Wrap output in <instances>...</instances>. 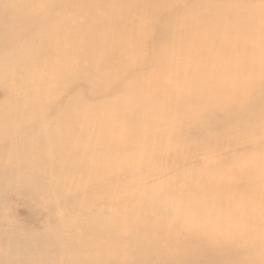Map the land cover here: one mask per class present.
Wrapping results in <instances>:
<instances>
[{
	"label": "bare ground",
	"instance_id": "obj_1",
	"mask_svg": "<svg viewBox=\"0 0 264 264\" xmlns=\"http://www.w3.org/2000/svg\"><path fill=\"white\" fill-rule=\"evenodd\" d=\"M47 1L46 6H43L45 0H0V96H5L8 101L3 104L5 107L0 108V119H7L6 123L0 122V146L9 160L15 154L20 158L23 157L17 165L18 168L33 167L31 163L34 162L37 163L34 166L46 163L44 161L55 163L59 160V156L56 154L62 155V161L59 163L63 162V164L54 165L52 168L60 169L66 166L67 172L54 175L48 173L51 175L47 178L49 179L48 183L35 182L37 185H32L36 186L41 194L45 193L43 195L50 194L54 198L62 197V199L65 198L72 202L75 200L76 208L79 204L80 209L87 208L86 206L90 202L94 203L95 200L85 199L86 192L83 193L85 196L81 195L82 198L78 193H70L71 191L65 193V189L63 187L61 189L59 185L60 182L52 181L53 178L62 180L61 177L70 175L72 180L74 179L72 173H87L92 180L99 179L97 181L94 179L99 185L115 190L114 193L110 190L112 194H107V200L108 204L114 207L113 213H110L111 217H117L118 221H115L116 219L111 222L104 220L101 221V224H97L98 226L93 223L97 228L95 232L100 235V239L94 237L96 240L93 237L84 238L82 236L85 234L79 236L74 232V236L76 235L77 238L69 239L63 235L64 238L60 239L62 242L54 244L52 247V243L48 239L53 237L46 238L42 242L43 245H40L43 247L42 250L33 247V255L37 254L39 258L43 257V259L45 256L48 257L46 264H264V243L249 242L247 239L230 240L225 236L213 239L214 235L242 236L243 233L249 234L247 232H250L252 234L254 231H260L264 229V218L259 216L253 218L252 216L253 219H247L248 228L244 232L231 233L217 232V228H205V221L194 224L193 218L185 217L183 213L170 217L167 211L174 210L165 201L166 195L160 191L157 193L159 189H157V184L153 183V181L159 182V179L135 181L133 177H123L121 173L123 178H117V172L125 170V165L131 163L125 165L119 162L104 164V155L101 151L104 147L116 144L114 141L103 140V135L99 134L104 128H108L106 121L113 125L115 120L123 118L129 121L126 124H132L146 120L149 118L150 112L157 114L155 118L170 112L174 113L173 116L182 117L181 121L174 123L170 130V133H174L178 137H186L191 133L197 134L200 131L199 127L201 129L239 127L241 131H246L245 126H239L237 120L241 119L247 122L246 127L249 128V122L253 123L251 119H254L256 113L264 117L263 110L257 112V107L264 105V98L258 101L254 98L240 97L246 87L245 80L247 79L255 78L249 91L254 89L255 81L263 85L262 91H264V75H261L263 71L257 72L254 68L255 66H257L256 68L260 67L258 65L261 63L258 62L263 61V58L251 57L244 60V54L247 52V45L243 43L244 35L231 34L232 31L228 29L231 25L264 21V13L260 9L257 12L243 9L236 13V6H246V9L252 5V2L247 0H136L134 4L130 3V0H120L126 8L122 11L113 5L107 6L100 0H93L87 2L89 6L100 4L105 14L116 16L111 20H91V29L83 36L81 35L77 41L58 46L54 39L67 36L70 30H78L79 26L75 25L77 27L70 30L57 29L59 24L67 23V21L59 12L50 10L55 9L54 0ZM218 1H223L225 6L217 15L214 13L212 4ZM57 4L68 6L65 3ZM261 8H264V4ZM70 11H73L74 19L78 16L93 19V13L81 15L82 11L73 9ZM94 17L98 19L97 14ZM183 18L188 19V23H185ZM28 20L33 23H27ZM251 25H248L247 28H251ZM96 29L107 31L106 36H91V32ZM157 35L169 37L167 40H157L146 46L147 42L149 43V40ZM213 36L222 37L215 50L188 44L194 42L195 39L210 40L213 39ZM228 36H232L233 41H229ZM23 40H38L42 43H38L37 47L32 44L27 49H21ZM167 44L177 47L182 45L185 48L178 51L174 47L168 48ZM79 45L81 48L77 51L75 47ZM73 48L75 51L72 50ZM34 51L38 53H34ZM230 55H237L240 58L238 66L241 71L228 72L226 74L228 78L219 80V85L214 88L211 81L217 70L213 64H210V61L214 56L227 60L230 59ZM10 59L14 60L10 62ZM73 59L77 61H72ZM81 59H87L88 66L81 64L79 62ZM111 59L117 60L119 63L146 59L154 62L155 66L139 65L136 69L137 72L128 69L115 72ZM195 59H200L202 62L189 63L190 60ZM19 61L24 63L18 66L16 63ZM42 66L48 68V71L41 73ZM7 68L16 71L8 73ZM246 73L252 74L244 75ZM161 75L169 83L165 84L159 81L150 85L159 88V92L162 94L159 98L161 105L145 108L143 101L135 102L129 99L130 95L138 97L142 94H144V99L151 98V88L145 92L127 90L134 91L138 85L144 84L148 77V81H152ZM192 76H196L197 80L204 79L207 84L200 85V87L192 89L193 91H189V87L183 90L185 85L194 86L193 82L195 81L189 79ZM232 76H236L233 87L228 83L229 77ZM128 79L132 84H125ZM171 79H174V82H171ZM74 80L77 81V84H73ZM121 80L124 81L121 82ZM91 81L93 86L87 84ZM12 88H16L15 92L20 91L24 98H18L14 94L15 92L8 91ZM166 88L173 90L168 93ZM121 92H123L122 95ZM30 97H35L36 101L31 103L33 99ZM93 98L99 101L94 104L88 100ZM221 100L227 103L225 107H213ZM155 103L158 104V101L155 100ZM193 103L206 104L207 112L213 113L214 110L216 116H206L199 111L186 108V106L191 107ZM118 104H122V106L106 117L92 114L111 106L117 107ZM165 105H174L175 108H164ZM70 106H76V112L71 111ZM88 106H92L93 112L86 111ZM189 116L196 121L190 123ZM38 119L40 121H36ZM82 119L84 120L82 125H75V122ZM169 119L167 118V120ZM50 123H55V125H50ZM258 131L257 133L264 139V129H258ZM142 136L144 133L137 135L121 133L117 139H138ZM118 147L120 148V146ZM150 148L152 149V147ZM158 150L164 152L162 148ZM109 151L111 149L105 153L110 154ZM33 154H36L34 161L26 159L33 157ZM70 157L74 158L71 165L67 162ZM92 159H94V164ZM0 166L9 167V164L0 163ZM106 170L117 175L114 178L107 175L108 178L110 177V181L107 183L99 182L103 181L102 177ZM243 171L244 169H241L236 176ZM252 172L256 176L261 173L257 169ZM152 176L154 175L151 174L149 178ZM177 178L182 179L181 176ZM204 179L207 186L209 184L213 186V182L219 183L217 179L213 181L212 176ZM196 180H200V178L198 177ZM62 182L64 181L62 180ZM253 182H255L253 177L250 179L237 177L234 186L237 187L238 193L246 197L253 189L251 185ZM164 184L165 182H163ZM80 185L85 189L91 184L80 181ZM93 185L95 186L94 183ZM135 185L139 186L140 191L131 188ZM83 188L82 190H84ZM118 188L122 189L118 191ZM223 190L228 192L227 187H223ZM54 192L59 197H55ZM254 192L262 194L264 185L263 187L258 186ZM151 194L154 196L157 194L156 199H153L155 203L153 206L151 205L146 210L135 206V200ZM147 197L149 199L151 196ZM98 200L93 205H99V209L104 212V209L107 208L102 205V201ZM78 201L80 203H77ZM262 204L260 202L251 211H246L247 216L252 215L254 213L252 211L260 208ZM123 205L127 208L122 209ZM167 208L170 209L167 210ZM74 211L76 212V210ZM244 213L245 211L242 214ZM83 214L79 215L84 216ZM89 215L92 218L96 217V214L92 216L91 210ZM87 216L84 218L90 217ZM121 217L123 219L128 217V220L121 222ZM185 218L189 221L185 222ZM139 223L142 225L144 223L145 226L140 230L136 229L138 231L132 230L134 225L137 226ZM51 224H53L52 221ZM222 225L227 226L228 229L233 227L230 222ZM88 231L85 230L87 233ZM105 232L108 234L112 232L115 235H105L107 234ZM122 232L126 234L122 235ZM46 241L48 242L46 243ZM111 244L114 246L112 251L103 248L104 245L111 246ZM91 247L96 248L97 255L91 256L85 253ZM29 252L31 251L29 250ZM6 259L4 251H1L0 264L7 263Z\"/></svg>",
	"mask_w": 264,
	"mask_h": 264
},
{
	"label": "rangeland",
	"instance_id": "obj_2",
	"mask_svg": "<svg viewBox=\"0 0 264 264\" xmlns=\"http://www.w3.org/2000/svg\"><path fill=\"white\" fill-rule=\"evenodd\" d=\"M88 1H93V0H54L56 7L54 6L55 9H50V10L54 12H59L60 14H62L63 18L66 19L65 21H67V23H61V25L59 24L57 29L63 28L64 30L67 29L70 30L77 27L75 25L79 26L78 30H70V33H68L67 36H60V38L54 39V41H56V44L58 46L68 45L72 41H77L78 38L81 37V35L83 36L85 32L91 29L90 28L91 20L92 21H101L104 19L111 20L116 16V15L105 14L104 11L101 9L100 4H95V5L92 4L89 6V4L87 3ZM100 1L105 2L107 6L113 5L119 11L126 9L124 5L120 2V0H100ZM135 1L136 0H130V3L134 4ZM247 1H250V3L252 2V5H250V7L246 9H245L246 6L243 7L241 5H238L236 6L237 7L236 13L241 12L243 9L249 11H256V12L259 11L260 9V11L264 13V8L263 9L261 8V6L264 4V0H247ZM256 2H258L259 4ZM47 3L48 1L45 0L43 6H46ZM57 3H61V4L65 3L68 6L58 5ZM212 5H213V9L215 10L214 13L217 14L218 12L222 11L221 9L224 8L225 3L223 1L220 2L218 1L217 3H214ZM186 8H188V6H186ZM71 9L82 11L83 14L81 15H87V13H93L92 15L93 19H87L85 18V16H78L76 19H74V16H72L73 11H70ZM96 14L98 15V19L94 17V15ZM186 18H183V21L185 23H188V19L186 20ZM81 20H83V22H80ZM27 23H33V21L28 20ZM250 24H252L251 28H247V26ZM250 24L240 23L237 25H231L228 30L232 31L231 34L244 35L243 43L247 45L246 47L247 52L246 54H244L245 56L244 60H247L251 57L263 58V61L258 62L261 63V65H258L260 67L258 68H256L257 66L254 67L255 71L257 72L263 71L261 73V75L263 76L264 75V21L252 22ZM106 34L107 31L98 30V29L91 32V36L94 37H101V36L104 37L106 36ZM168 37L169 36L161 37V35H157L155 38L149 40V43L147 42L146 46L150 45L152 42H156L157 40L158 41L167 40ZM221 40L222 37L213 36V39L210 40L195 39L194 42H189L188 44L193 46L199 45L200 47H204L207 50H211L212 48L213 50H215L218 47L219 42H221ZM228 40L233 41L232 36H228ZM38 43H42V42L38 40L37 41L23 40L21 49H27L32 44H34V46L37 47ZM167 46L168 48L174 47L178 51L185 48L182 45H179L177 47L175 45L167 44ZM79 48H81L80 45L75 47L77 51L80 50ZM75 49L73 48L72 50L75 51ZM34 53H38V52L34 51ZM229 58L230 59L224 60L221 57L214 56L213 60L210 61V64H213V66H215L217 70V72L213 74V80L211 81L213 83L214 88H216L219 85V82L222 79L228 78L226 76L228 72L233 73V72L241 71L240 67L238 66L240 64L238 62L240 58L237 55L235 56L230 55ZM13 60L14 59H10L9 61L12 62ZM86 60L87 59L84 60L81 59L79 62H81V64L85 66H88V61L86 62ZM72 61H77V60L73 59ZM110 61H112L113 71L115 72L124 69H128L131 71L133 70L134 72H137L138 70L136 69L137 66L139 65L155 66L154 62H150V60H146V59H141V61L138 60L136 62L124 61L122 63H119L117 62V60L114 59H111ZM201 62L202 60L195 59V60H190L189 63L197 64ZM23 63H24L23 61H19L16 63V65L20 66ZM14 71L16 70L12 68H7L8 73H14ZM47 71L48 68H46L45 66L41 67V71H40L41 73L43 72L45 73ZM249 74L252 73H246L244 75H249ZM189 79L195 81L193 82L194 86L185 85L182 88L183 90L189 87L188 90L193 91L192 89L198 86L200 87V85L207 84L204 79L197 80L196 76H192ZM124 80H121V82H123ZM148 80L149 77L144 84L138 85L137 89H135L134 91H132L131 89L127 91L145 92L149 88H151L150 89L152 90L150 92L152 95L151 98L144 99L143 98L144 94H142L138 97L137 95H130L129 99L135 102L139 100L143 101L145 108H151L156 105H161L159 98L160 95L162 94L159 92L160 91L159 88L157 86L154 87L150 85L158 83L159 81H162L165 84L169 82L164 80L162 75L152 81H148ZM171 80H172L171 82H174V79ZM235 80H236V76L229 77L228 83L233 87V83H234L233 81ZM254 80L255 78L251 80L249 79L245 80L246 87L243 90L242 94H240V97L254 98L258 101H261L264 98V91H262L263 85L261 83L255 81L256 85L254 84L255 85L254 89L249 91L250 89L249 87ZM73 84H77V81L74 80ZM87 84L93 86L92 81L88 82ZM125 84L126 85L132 84L131 80L129 79L126 80ZM168 89L169 88H166V91L168 93H170L173 90V89L172 90H168ZM15 90L16 88L8 89V91H11L13 93L15 92ZM122 93L123 92H121V95ZM126 93L129 94L128 92ZM14 94L18 98H24V96L21 94L20 91L15 92ZM2 96H0V108L5 107L3 106V104L8 102L6 97L5 96L2 97ZM30 98L33 99L31 103L36 101L35 97H30ZM88 100L94 104L99 101L98 99L95 98ZM155 100L158 101V104L155 103ZM226 105L227 103L221 100L218 101L217 104L213 107L222 108L225 107ZM30 106H32V104H30ZM92 106L86 107V111L93 112ZM121 106L122 104H118L117 107L111 106L106 109H103L100 112L95 111L92 114H95L96 116L101 115L106 117V115L108 114H113L114 111L118 110ZM262 107H257V112H262V110L264 111V105ZM70 108L71 111L76 112L77 109L76 106H72V107L70 106ZM164 108H175V106L165 105ZM186 108H190L193 111H199L201 114L206 116H212V115L216 116L214 110L213 113L207 112V110L205 109L207 108L206 104L193 103L191 107L186 106ZM173 114L174 113L170 112L167 115H158V117L155 118L157 114L150 112L148 115L149 118L139 122L138 121L134 123L130 122L132 124H126V122L129 121L123 118H119L115 120L113 125L106 121L107 124L106 126H108V128H104L102 131H100L99 134L103 135L102 138L103 140L108 142L114 141V144L116 145L104 147V149L101 151V153H103L104 155V160H103L104 164H109V163L114 164L117 162L124 163V165L127 163H131V164L125 165V170H121L119 173L117 172L118 176H116L117 174L114 175L106 170L102 177L103 181H99V182L107 183L110 181V177L114 178V176H116L117 178L131 176L135 181H138L140 179L153 180L158 178L159 182L153 181V183L157 184L158 187L157 189H159L157 193L159 191L161 193H164V195H166L165 201L170 206H172L173 210L175 211V212L172 210L167 211V214L170 217L183 213L185 217L193 218L194 224L205 221V225H206L204 226L205 228L206 227H210L211 229L217 228V232L219 231L220 232L225 231L231 233H235L238 231L244 232L245 229L248 228V226L246 225L247 219L250 220L256 218L257 216L264 218V192L262 194L260 193L255 194L254 192L255 190H257L258 186L263 187L264 185V139L261 138L260 135L257 133L259 132L258 129H264V117L260 116L261 114L258 115V113H256L254 119H251L253 123L249 122V128L246 127L247 122L242 121L241 119L237 120L239 126H243V125L245 126L246 131H241L239 127L237 128L213 127L206 129H201V127H199L200 131L197 134L191 133L186 135V137H178V135L174 133H170V130L171 127L174 126V123H178L181 121L182 117H179L178 115L173 116ZM167 118L170 119L167 120ZM36 121H40V120L38 119ZM83 121H84L83 119L81 121L79 120L78 122H75V125L78 124L82 125ZM189 121L190 123L191 122L194 123V121L196 120L193 117L189 116ZM0 122L6 123L7 119L6 118L0 119ZM50 125H55V123H50ZM121 133L122 134L127 133L128 135H137L140 133H144V136L138 139L121 138V140H119L117 138H119ZM118 146H120V148ZM150 147H152L153 150ZM159 148H162L164 152H159L158 150ZM108 149H111V151H109L110 154L105 153L108 151ZM2 150L3 149L0 146V163L9 164V167L0 166V246H1L0 252L4 251V255L7 256L6 260L8 262L5 264H28V263L46 264V262H48V257L45 256V258L43 259V257L39 258L37 254L33 255L32 253L33 247H36L39 250L43 249V247L40 245H43L42 242L44 241V239L53 237L48 239V241H50L52 243V247H54L53 246L54 244H60L62 242L60 239L64 238V236L65 238L68 237L69 239L77 238L75 237L76 235L74 236L75 233L78 234L79 236L85 234V236H82L84 238H91V237L99 238L100 235H97V232H95L97 228H95L94 224L99 225V223L101 224V221L104 220L111 222L116 219L115 221H118L117 217L116 218L111 217L112 214L110 213L111 212L113 213L114 207H111L110 204H108L109 202L107 200L108 197L107 194L108 193L112 194L111 191L114 193L115 190H111V188H105L103 185L102 186L99 185L98 182H96L99 179L94 178L96 181L94 179L92 180V178L88 176L87 173L84 172L72 173V178H74L72 180L70 179L71 175L68 177L67 176H64L63 178L61 177V179L64 182H62V180L60 179H55V178H53L52 181L58 183L60 182L59 185L61 189L62 187L65 189L66 191L65 193L71 191L70 193H78L81 196L83 195V193L86 192L87 193L86 196L83 195L85 196L84 198L85 199L89 198V200L92 199L91 201H93L94 199L95 200L94 203H96V201L100 199L98 201L99 202L102 201L103 203L102 205H105L107 208L104 209V212H102V210L99 209L100 207L99 205H93L94 204L93 202H90V204L88 205L85 204L87 205L86 206L87 208L80 209L81 208L80 204L77 205V203H80L78 201L76 203L78 208L77 209L74 206L75 200H73L72 202L71 200H67L65 198L62 199V197H59V195H57V193L55 192L54 194L56 195L54 196L55 197L58 196L60 199L54 198L53 196H50V194L49 195L46 194L48 195L46 196L43 195L45 193L41 194V191L39 192L36 186H33L34 184L37 185L38 182L48 183L49 179L47 178L51 176L49 174L54 175V174H62L67 172L66 169L68 168L66 166H64L65 169H63L64 167L60 169L52 168L54 165L59 166L63 164V162H60L61 164L59 163V161H62V157H63L62 155L56 154L57 156H59V160L55 163L52 161L50 162L44 161L46 163L40 164L38 166H34L37 164L34 162L35 164L31 163L33 167L30 168L22 167L23 168L22 169L20 167L18 168L17 165L19 164L21 159H23V157L20 158L15 154L14 157L9 160L8 157H6V154L2 152ZM33 155H34L33 157L26 159H28L31 162L34 161L33 159L36 157V154ZM73 161L74 158L70 157L67 162L68 164L71 165ZM92 161L94 164V159H92ZM241 169H244V171L241 172L240 175L236 176L237 174H239ZM255 169L261 172L257 176L255 175V173L252 172ZM120 173L123 174V177ZM151 174H153L154 176H152V178H149ZM107 175L110 177L108 178ZM178 176L179 177L181 176L182 179H178L177 178ZM211 176L213 177V181L214 179H217L219 183L215 184L213 182V186L211 184L207 186L206 180L204 178ZM198 177L200 178V180H196ZM237 177H244L246 179H250L252 177L255 178V182L251 184L253 186V189L251 190L248 196L245 197V195L238 193L237 187L234 186L235 179ZM79 180L81 182L84 181L89 182L91 185H89V187L88 186L85 187L84 189L83 188L84 186L80 185ZM163 182H165L164 185ZM93 183L95 184V186L93 185ZM41 187L43 188L42 183H41ZM138 187H139L138 185H135L134 187L131 186V188H135V190L140 191ZM223 187L228 188L227 193L225 192V190H223ZM82 188L84 190H82ZM67 189L70 190L68 191ZM121 189L122 188H120L118 191H120ZM156 195L155 196L153 194L147 195V196H151L152 199H150L151 197L148 199L147 196H144L142 198H139L137 200L138 202L135 200L134 202L135 206L137 207L139 206L140 209L142 210H146L150 208L151 205L153 206L155 204L154 200L156 199ZM83 196H81V198ZM71 202L74 207L71 206L72 205ZM260 202L263 203L260 206V208L253 210L252 212L254 213L250 216H247L248 214L246 213V211L248 210L251 211L254 208V206L255 205L258 206ZM73 208H75L74 210H76V212L73 210ZM124 208H127V206L124 207L123 205L122 209ZM178 208H180V210H178ZM168 209L170 208H167V210ZM182 209L185 210L181 211ZM90 210L92 216L96 214L95 215L96 217L92 218L89 215ZM106 211H108L109 213ZM244 211L246 214L245 213L242 214ZM81 213H84L83 214L84 216L79 215ZM87 214L88 216H90L88 219L84 218L85 216H87ZM107 215L110 217H106ZM120 220L121 222L126 221L128 220V217H124V219L123 217H121ZM51 221L53 224H51ZM54 221L57 222L55 223ZM186 221L189 220L185 218V222ZM58 222L62 225L57 224ZM226 222L232 223L233 227L228 229L227 226L222 225ZM134 226L136 228L133 227L132 230L138 231L136 229L140 230L143 226H145V224L143 223L142 225V223H139L137 224V226L136 225ZM58 227L60 228L61 232ZM85 230L88 231V233L85 232ZM109 233L110 234L107 233L105 235H115V233L114 234L112 232ZM247 233L249 234L243 233L241 234L242 236L214 235L215 238L213 239L225 236L227 239L230 240L235 239L242 241L247 239L249 242L264 243V229H261L260 231H254L252 234H250V232ZM121 234L125 235L126 233L122 232ZM95 238L94 240H96ZM48 241H46V243ZM103 248L105 250L112 251L114 246L112 244L111 246L104 245ZM29 250L31 252H29ZM106 252L108 253L109 251ZM85 253L87 255L94 256L98 254V251H96V248L91 247V249H87Z\"/></svg>",
	"mask_w": 264,
	"mask_h": 264
}]
</instances>
